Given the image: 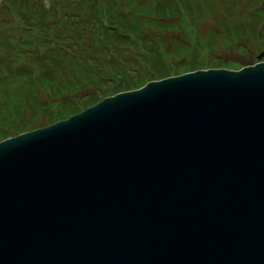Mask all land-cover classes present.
I'll use <instances>...</instances> for the list:
<instances>
[{
    "label": "water",
    "instance_id": "1",
    "mask_svg": "<svg viewBox=\"0 0 264 264\" xmlns=\"http://www.w3.org/2000/svg\"><path fill=\"white\" fill-rule=\"evenodd\" d=\"M0 140V264H264V49Z\"/></svg>",
    "mask_w": 264,
    "mask_h": 264
},
{
    "label": "trees",
    "instance_id": "2",
    "mask_svg": "<svg viewBox=\"0 0 264 264\" xmlns=\"http://www.w3.org/2000/svg\"><path fill=\"white\" fill-rule=\"evenodd\" d=\"M16 1L23 7L21 10L24 20L29 19L25 7L27 10L33 11L39 8L36 0ZM121 1L73 0L72 2V0H68V9L72 12H66V19L62 25L59 24L60 20L54 18H51L52 23L47 22L48 19L44 18L46 13L44 10L37 12L36 19L40 24L35 28L39 38L34 39V44L25 38L19 45L21 48L17 50V54L25 52L33 56V61L11 66L0 59V140L66 118L106 95L137 88L151 79L181 73L201 66L227 65L217 61L202 64L195 57V54L201 53L197 47L190 53L193 54V59L189 60L186 65L168 64L161 52L157 51L159 45L162 46L165 43L164 34H161L160 43L157 46H152L153 44L149 42L148 36L145 34V32L152 34L153 31V34L156 35L157 31L161 32V28L168 27L169 24L160 20V17L166 15L173 17L179 14L178 16L183 22L198 21L199 11L194 6L195 0H128L127 4L115 5V3L120 4ZM222 1L226 3L230 0ZM181 7L183 11L180 9ZM87 25H91L89 29L86 28ZM223 26L227 30L225 28L222 30L227 35L233 29L234 23L226 21ZM93 28H95L96 37L92 36L90 31ZM89 36H92V40L86 42ZM216 37L218 39L219 36L216 35ZM137 39L142 41L141 51L150 54V56L148 54L150 60L145 58V66L137 73L126 70L122 66H116L110 75L104 66L92 65L89 63L88 57L80 54V52H84L81 49L88 48L85 52L92 56L93 49L97 45H109L112 50V46L128 48V45ZM217 39L214 38V41L219 44ZM74 40V44L78 45V48L75 49L70 46L71 41ZM201 42L202 40H200ZM26 43H29L32 48H26ZM40 43L47 44L48 48L39 46ZM88 43L90 44L87 47ZM195 44L199 43L196 41ZM202 46V49L211 51L213 41L212 44L207 42V45L203 43ZM147 61L148 65H146ZM33 63H36L40 70L43 68L44 72L42 74L34 73L36 68L32 65ZM228 66L235 67L237 65L228 64ZM105 74L109 79L111 77L113 79L114 76L115 81L111 83L112 85L106 87L101 85L102 75ZM23 79L31 81L27 82L30 87L37 84L40 89H37L35 94L32 93L34 90L26 93L27 95L24 94V100L21 99V96L12 97L14 95H9L8 93L15 91L18 81ZM11 83L14 87H11ZM50 88L56 96V101L55 99L50 100L48 97L44 100L39 97L40 91H50ZM25 107L31 108L33 112L28 116L21 117L18 121L12 120L11 123L4 124L7 116L13 114V110L19 111ZM20 115L23 114L20 113Z\"/></svg>",
    "mask_w": 264,
    "mask_h": 264
},
{
    "label": "rangeland",
    "instance_id": "3",
    "mask_svg": "<svg viewBox=\"0 0 264 264\" xmlns=\"http://www.w3.org/2000/svg\"><path fill=\"white\" fill-rule=\"evenodd\" d=\"M67 1L68 0H36L39 8L33 11L27 10V7H25L29 19L24 20L21 10L23 7L20 6L19 2L16 0H0V59L7 64L9 63L11 66L33 61V56L25 52L17 54V50L21 48L19 45L25 38L28 42H31V44H34V39L39 38L35 28V26L40 24L39 20L36 19V16H38L37 12L44 10L46 12L44 18L48 19L47 22L52 23L53 21L51 18H54L55 20H60V23H58L62 25L66 19V12L69 13L71 11L68 9ZM127 2L128 0H122L120 4L115 3V5L127 4ZM194 6L196 10L199 11L198 21L190 22L189 20L183 22L179 18V14L173 17L166 15L165 17H160V20L169 24L168 27L161 28V32L157 31L156 35L153 34V31L152 34L145 32L149 42L153 44L152 46H157L160 43L161 34H164L165 43L162 46L159 45L157 51L161 52L166 63L179 64L180 66L186 65L189 60L193 59V54L190 53L195 47L201 52H198L199 55L195 54V57L198 58L202 64L214 61L227 64L216 65V67L224 66L237 69L258 60V53L264 49V0H230L226 3L222 0H195ZM180 9L183 11L182 7ZM226 21H233L234 23L233 29L228 33L229 35H226L222 30V28H225L223 23ZM89 26L91 25H87L86 28L89 29ZM94 29L95 28L90 29V31L93 34L92 36L96 37ZM225 30L227 29L225 28ZM216 35L219 36L218 39ZM92 36H89L86 42H90ZM214 38H216L217 41L219 40V44L215 43ZM95 39L98 40L97 38ZM68 40L67 44L69 45ZM200 40H202L201 43ZM130 41L132 40L130 39ZM196 41L199 44H195ZM212 41L213 47L211 51L201 48L203 47V43H205V45H207V42L212 44ZM74 42L75 40L73 42L71 41V48H78V45L74 44ZM141 42L142 41L137 39L134 43H130L128 48H120L117 46V48H114L112 46L113 50L109 45H97L94 49L92 48L94 50L92 56H89L88 52H85L88 48L85 50L81 49V51H84L82 53L79 52L82 56L88 57L90 64L104 66L110 75L112 71L115 70L114 67L116 66H122L126 70L137 73L145 66L144 59L150 60V54L148 53V56L147 53L141 51L143 48ZM26 44V48L30 47L29 43ZM89 44L90 43L86 46L88 47ZM39 46L46 49L48 48V45L44 43H40ZM30 48H32V46ZM121 52L122 54H120ZM102 60H104V62H102ZM148 64L149 62L147 61L146 65ZM228 64L237 66L231 67L228 66ZM32 65L36 68L34 69L36 70L34 73L37 72L38 74H42L44 72V69L42 68L40 70L36 63ZM198 68L205 67L201 66ZM114 81V76L113 79L112 77L109 79L105 74L102 75L101 85L104 87L110 86ZM27 82L31 81L25 79L18 81L15 91L8 94L14 95L12 97L21 96V99L24 100L25 95H27L26 93H30L34 90L32 93L35 94L34 92L40 89L39 85L37 86V84H35L30 87ZM15 84H17V82H15ZM11 87H14L13 83H11ZM39 97L43 100L48 97L50 100L55 99L56 101V96L51 88L50 91H40ZM32 112V109L29 107H25L19 111L13 110V114L7 116L4 124L11 123L12 120L18 121L21 117L28 116ZM20 113L23 115H20Z\"/></svg>",
    "mask_w": 264,
    "mask_h": 264
}]
</instances>
